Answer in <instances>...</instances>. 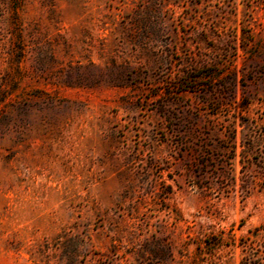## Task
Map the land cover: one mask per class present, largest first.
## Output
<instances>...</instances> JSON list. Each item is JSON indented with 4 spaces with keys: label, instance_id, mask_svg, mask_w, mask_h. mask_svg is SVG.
<instances>
[{
    "label": "rangeland",
    "instance_id": "1",
    "mask_svg": "<svg viewBox=\"0 0 264 264\" xmlns=\"http://www.w3.org/2000/svg\"><path fill=\"white\" fill-rule=\"evenodd\" d=\"M0 264H264V0H0Z\"/></svg>",
    "mask_w": 264,
    "mask_h": 264
}]
</instances>
